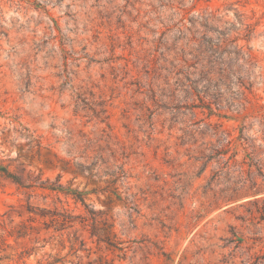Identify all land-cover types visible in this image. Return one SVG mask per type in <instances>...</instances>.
<instances>
[{
  "label": "rangeland",
  "instance_id": "obj_1",
  "mask_svg": "<svg viewBox=\"0 0 264 264\" xmlns=\"http://www.w3.org/2000/svg\"><path fill=\"white\" fill-rule=\"evenodd\" d=\"M199 47L230 77L211 109L205 100L172 115L166 70L178 48ZM67 128L110 132L128 178L110 184L67 166L56 142ZM227 140L223 160L255 151L264 162V0H0V161L22 183L85 193L100 213L92 226L46 230L28 206L52 209L54 194L28 199L0 177V264H264V191L237 189L235 168L198 160ZM92 228L117 248L97 244ZM74 232L83 246L67 255Z\"/></svg>",
  "mask_w": 264,
  "mask_h": 264
},
{
  "label": "trees",
  "instance_id": "obj_2",
  "mask_svg": "<svg viewBox=\"0 0 264 264\" xmlns=\"http://www.w3.org/2000/svg\"><path fill=\"white\" fill-rule=\"evenodd\" d=\"M216 59L206 57L200 47L198 49H190V52H187L184 48L177 49L164 76L165 91L168 93L166 99L170 100L169 103L172 105V115H177L180 110L192 112L193 109L204 108L206 106L205 100L209 101L207 102V109H211V105L216 104L219 96L216 93L214 94V91L219 89L220 86H225V81L230 77V72L227 68H220L221 66H225V63L223 61L218 62ZM240 95L243 96V93H240ZM198 104L201 105L199 106ZM235 110H238V107ZM101 115L103 116L101 117ZM96 116L100 118L101 122H107L109 119L107 110L104 108ZM206 125L210 126V124ZM107 128L111 130L108 124ZM101 131L103 134L100 136L91 137L90 133L84 132L82 129L73 130L67 128L66 131H63L65 133L64 140H57L56 142H61L65 146L63 150L69 159L60 160L80 174L96 178L109 176L111 178L110 184L123 182L128 176L124 169V163L118 164L119 159L116 158L117 150L113 147L116 144L112 142L110 132ZM239 139L244 142L246 141L241 136ZM224 143L221 145V149H214L213 146L206 148L205 150H209V155L201 153L202 156L198 160L205 161L203 169L207 167L210 161L218 165V173L224 170L228 172L231 168H235L237 177L236 182L233 183L234 187L240 190L247 189L248 191H252L254 196H259L264 191L263 159L259 157L258 153L251 151L245 154L242 162L234 161L230 164L236 153L227 160H223L225 154L230 150L231 141L227 140L226 145ZM243 150L246 151V148L244 147ZM244 166L247 168L244 169ZM0 177L11 180L19 189L29 191L28 199L33 196L36 190H43L54 194L55 199L52 202L54 207L52 209L28 206L29 211H35V214L41 218H48V222L43 223L46 230L50 228L54 229V231L66 230L72 227L77 219L81 220V224L89 222L91 226L98 221L100 213L95 214L88 209L85 193L83 192L70 187H63L54 182L51 183L49 180L41 181L38 185L22 183L9 170L8 166L4 165L1 161ZM232 179H235V177H232ZM60 196H63L65 201H62ZM68 198L73 200L75 204L79 203L85 209L86 213L83 217L73 215L72 211L67 208ZM130 203L134 205L133 198ZM24 229L26 230V226H23L18 234L25 235ZM90 236L96 238L97 244L104 243L117 248V243L113 242V239L116 238L115 235L110 239L92 228ZM63 242L61 240L60 246L64 249L65 245ZM67 242L69 243L67 255L76 254L83 246V242L79 240L76 232L72 234ZM25 254L28 255L27 252ZM61 260L62 258L58 256L51 257L49 255L44 264H62Z\"/></svg>",
  "mask_w": 264,
  "mask_h": 264
}]
</instances>
